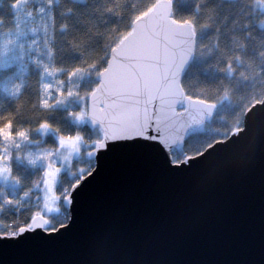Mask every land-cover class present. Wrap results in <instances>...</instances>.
<instances>
[{
    "label": "snow or ice",
    "instance_id": "6c2138e0",
    "mask_svg": "<svg viewBox=\"0 0 264 264\" xmlns=\"http://www.w3.org/2000/svg\"><path fill=\"white\" fill-rule=\"evenodd\" d=\"M27 2L13 0L11 3L18 35L22 34L19 24ZM46 3L51 5L52 0H46ZM103 10L112 12L113 6L106 5ZM171 12L172 0H151L131 16L129 26L117 33V38L100 59L87 58L94 54L83 52V41L77 33L68 38V45L85 59L66 68L37 62L41 68L40 82L31 105L37 110L35 115L41 117L37 127L56 132L60 148L65 149L62 161L69 160L71 153L79 152L83 141L87 145L88 162L75 168L70 183L58 187L60 166L52 159L53 150L41 149L35 156L29 154L30 163L34 164L36 159L45 161L39 180L33 181V186L42 183V203L39 201L37 210L23 217L17 214L8 220L0 219V241L51 243L71 232L76 226L73 205L78 202L77 189L98 173L102 159L107 157L121 153L141 154L155 160L164 172L181 171L184 165L188 166L184 170L199 166L204 184L227 168L247 166L254 153L257 126L264 125V48L253 50L242 45L228 48L221 46L219 41L224 33L238 31L243 39L264 45V36L258 38L251 23H245L251 18L237 0H226V7L216 10L214 16L210 15L203 23L191 15L174 17ZM47 16L55 28L56 17L51 8ZM67 27L65 22L59 24L60 30ZM42 30L44 46L51 60L55 37L47 23L42 25ZM31 31L35 34L36 28ZM201 32L209 33L205 40L200 39ZM207 39L214 42V48L207 46ZM193 55L212 60L205 68L215 70L214 78L192 82L186 65ZM88 70H94L99 78L88 90L77 92L72 83L66 90L57 87L63 81L56 78V73L64 71L65 79L71 82L73 77L78 79ZM45 74L52 77L54 83L44 81ZM20 88L21 84H14L11 94L18 96ZM53 88L56 96L50 99ZM70 96H78L82 102L81 109L72 115L78 120L87 117L99 125V133L91 141H84L79 132L65 134L58 125L45 118L52 104L62 103ZM225 102L233 105L232 114L221 117L227 126L218 129V135L199 143L191 150V155L181 150L177 156L174 149L188 129L210 120ZM28 132V127L15 124L13 113L0 116V176L7 177L11 172L8 145L17 139L27 140ZM13 179L19 182L17 177ZM29 191L26 189L23 195H28ZM0 196H3L2 189ZM5 204L19 206L20 200L4 196L0 212Z\"/></svg>",
    "mask_w": 264,
    "mask_h": 264
},
{
    "label": "water",
    "instance_id": "95a60500",
    "mask_svg": "<svg viewBox=\"0 0 264 264\" xmlns=\"http://www.w3.org/2000/svg\"><path fill=\"white\" fill-rule=\"evenodd\" d=\"M187 167L164 172L136 153L102 159L77 189L75 228L51 243L0 241V264H264V125L246 167L207 184Z\"/></svg>",
    "mask_w": 264,
    "mask_h": 264
},
{
    "label": "trees",
    "instance_id": "16d2710c",
    "mask_svg": "<svg viewBox=\"0 0 264 264\" xmlns=\"http://www.w3.org/2000/svg\"><path fill=\"white\" fill-rule=\"evenodd\" d=\"M12 0H0V5L4 6L0 13L9 12L6 8L8 3ZM42 2L47 8V13L51 8L56 17V27L53 28L48 21L47 13L44 18L38 23L32 22L26 24V28L19 24V30L22 34H17V23L9 18L3 17V28L5 33L10 35L7 37L14 42L11 43L6 50H0V113L8 114L14 113L15 124L21 127H28V139L19 140L15 143L9 144L7 151L11 153L8 161L11 172L7 178L0 180V189L3 190V196H0V203L3 202V197L10 199H19L20 205H7L3 207L0 212V219L8 220L19 214L23 217L25 214L37 210L38 203H42V183L39 186H34L25 197V187L22 186V181H34L42 174L45 165L43 159H36L35 163H30L28 155L35 156L41 149L55 150L58 148L57 134L53 129L41 130L37 127L36 109L31 107L36 99L38 86L40 82L41 68L38 61L45 63H54L58 67H67L69 64L85 59L79 52H75L68 45V38L80 34L82 39V49L85 54L93 53V56L87 58L100 59L105 52L108 51V46L117 38V33L120 30L126 29L129 24L131 16L145 5L149 4L151 0H84L83 3L75 0H59L56 6L49 5L46 0H28L27 7L32 14V19L38 21L40 19L38 7L35 5ZM41 4V5H42ZM199 4L200 10L197 11ZM113 6L112 12H106L103 9L105 6ZM236 5H231L235 7ZM226 7V0H172V15L177 18L194 16L197 22H207L210 15L214 16L216 10L224 9ZM70 8L71 11H65ZM209 9L213 11L210 12ZM261 14L264 11L258 10ZM119 12L121 15H117ZM11 21V23L9 22ZM13 21V22H12ZM65 22L68 27L65 30L59 29V24ZM47 23L52 30L55 37L53 41L55 52L49 60L47 55V48L44 46V32L42 25ZM252 31L259 38L264 36V27L257 25L253 20L251 23ZM36 28L35 34L29 30ZM208 32H201L200 39L205 40L208 37ZM35 41V43H31ZM209 48H214L215 44L211 39L206 40ZM219 43L221 46L232 48L237 45H242L253 50L264 48V45L258 44L257 41L245 40L237 32H226L221 37ZM257 59L260 57L257 56ZM208 57H201L193 55L191 62L186 68L189 78L193 83H196L206 77L214 78L216 72L214 69L205 68L206 64L211 63ZM44 76H48L45 74ZM50 79L52 77L48 76ZM56 78L63 81L62 87L66 90L69 83L76 86L77 92H83L97 83V76L94 70L86 71L78 79L73 77L72 81L65 79V72L56 73ZM21 84L20 93L18 96H13L10 89L14 84ZM48 83H54L49 82ZM242 83V82H241ZM197 86H199L197 84ZM52 96L50 99H55V89H50ZM19 97V99L17 98ZM87 99V98H85ZM235 100V97H233ZM19 105V111L17 106ZM82 107V102L78 96H70L62 103L57 102L52 104V107L45 114V118L51 123L58 125L65 134L81 133L84 141L93 140L99 133L97 126L91 127L85 119H76L72 113L79 111ZM233 111V105L225 102L213 114L211 120L205 124L201 132H196L190 135L184 142L183 150L185 153L191 155V150L196 148L199 143L210 139L219 134L218 129L226 127V122L221 119L222 116H230ZM84 146L83 154L71 157V162L58 177V187L70 183L73 171L80 164H87L86 150L87 145L81 142ZM180 150V151H181ZM176 152L180 156L181 152ZM182 158V157H181ZM66 165V164H65ZM13 177H17L19 182ZM41 198V199H40ZM51 215H55L54 213Z\"/></svg>",
    "mask_w": 264,
    "mask_h": 264
},
{
    "label": "clouds",
    "instance_id": "9594fccd",
    "mask_svg": "<svg viewBox=\"0 0 264 264\" xmlns=\"http://www.w3.org/2000/svg\"><path fill=\"white\" fill-rule=\"evenodd\" d=\"M238 3H242L246 15L250 17V20H245V23H252L254 20L257 25L264 27V14H261L258 10L264 9V0H237ZM9 33H0V50H6L8 46L13 43V40L8 39ZM19 99V97H17ZM6 115L4 113H0V116ZM14 119L15 114L13 113ZM41 117L37 116L36 122L39 121ZM36 180H39V177L36 178ZM22 186L25 187V189H33V181H22ZM27 195H25L26 197Z\"/></svg>",
    "mask_w": 264,
    "mask_h": 264
},
{
    "label": "rangeland",
    "instance_id": "374dc122",
    "mask_svg": "<svg viewBox=\"0 0 264 264\" xmlns=\"http://www.w3.org/2000/svg\"><path fill=\"white\" fill-rule=\"evenodd\" d=\"M40 6H42V5H41V4L38 5V8H39ZM41 8L44 9L43 12H40V11H39V9H41ZM41 8L38 9V13H37V15L39 14V17H40V19H39L38 21H34V19H32V14L30 13V11H29V9H28L27 6L24 8L23 13H22V22H21V23H23L22 26H23L24 28H26V24L29 25V24L32 23V22H35V23L37 22V23H38L41 19L44 18L45 14L47 13V10H46L45 7H41ZM13 21H15V16H14ZM15 22H16V21H15ZM29 30H31V29H29ZM43 79H44V81H46V82H48V81H49V82H53V79H50L48 76H44ZM57 142H58V148H57V149H59V151H55V153H53L52 159H54L55 162H56V164H57L58 166H60V172H59V174H58V177H59L60 174L62 173L63 169L66 168L65 166H68L69 163L71 162V157L79 156L80 154H81V155L83 154L84 146H81V144H80V151H79V152H73V153H71L69 160L62 161L61 156H62L63 153L65 152V149L60 148V146H59V141H57ZM8 146H9V145H8ZM38 153H39V152H38ZM38 153H37V154H38ZM37 154H36V155H37ZM65 164H66V165H65ZM5 178H7V177H5V176H0V180H4Z\"/></svg>",
    "mask_w": 264,
    "mask_h": 264
},
{
    "label": "flooded vegetation",
    "instance_id": "af4514ba",
    "mask_svg": "<svg viewBox=\"0 0 264 264\" xmlns=\"http://www.w3.org/2000/svg\"><path fill=\"white\" fill-rule=\"evenodd\" d=\"M13 2V0L12 1H10L9 3H8V7H6L8 10H9V12H6V13H4V15L2 16V13H0V33H5V31H4V29L3 28H6L5 26H2L3 25V17L4 18H9V19H11V20H13L14 19V16H15V12L12 10V8H11V3ZM38 4H39V2L35 5V8H37L38 7ZM40 4H42V2L40 3ZM52 4H53V6H56L57 4H58V2L56 1V4H54V0H52ZM41 7H45V5H43L42 4V6H40L39 8H41ZM3 8H5L4 6H1L0 5V12H1V10L3 9ZM47 9V8H46ZM10 23H11V21H9ZM13 22V21H12Z\"/></svg>",
    "mask_w": 264,
    "mask_h": 264
}]
</instances>
